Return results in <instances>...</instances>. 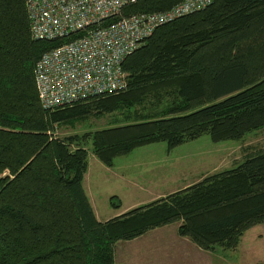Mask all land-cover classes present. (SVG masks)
<instances>
[{
  "label": "trees",
  "instance_id": "obj_1",
  "mask_svg": "<svg viewBox=\"0 0 264 264\" xmlns=\"http://www.w3.org/2000/svg\"><path fill=\"white\" fill-rule=\"evenodd\" d=\"M180 1L137 0L105 24ZM84 34L32 39L25 0H0V264H114L117 242L177 223L178 235L202 251L236 249L247 230L264 225V150L104 222L82 181L90 153L110 168L148 145L165 143L169 152L204 135L219 143L264 128V0H212L163 24L123 61L124 89L43 109L36 62ZM163 92L175 102L159 113L55 136L59 125L130 111ZM108 203L120 207L117 196Z\"/></svg>",
  "mask_w": 264,
  "mask_h": 264
},
{
  "label": "built area",
  "instance_id": "obj_2",
  "mask_svg": "<svg viewBox=\"0 0 264 264\" xmlns=\"http://www.w3.org/2000/svg\"><path fill=\"white\" fill-rule=\"evenodd\" d=\"M137 0H25L32 39L54 40L86 34L44 53L34 66L40 106L53 109L91 96L114 93L127 85L125 58L154 30L199 11L212 0H181L170 9L137 13L107 24Z\"/></svg>",
  "mask_w": 264,
  "mask_h": 264
},
{
  "label": "rangeland",
  "instance_id": "obj_3",
  "mask_svg": "<svg viewBox=\"0 0 264 264\" xmlns=\"http://www.w3.org/2000/svg\"><path fill=\"white\" fill-rule=\"evenodd\" d=\"M174 102L175 97L173 95L163 92L157 96L147 98L143 104L130 111L119 110L111 114L102 115L101 117L91 115L73 125H59L56 128L55 136L62 138L74 134L81 135L86 132L131 123L136 121L135 114L141 112L159 113ZM87 149L90 150V147L87 146ZM263 150L264 128L251 131L242 139L219 143L211 142L209 137L204 135L169 152L165 143L148 145L138 148L128 155L116 158L114 160L115 168L112 169V173L120 172L126 176L124 179L120 178L118 181L114 178L110 183L103 181L102 186L98 188V193L94 191V194H98L101 206L108 210L113 208L108 205L107 197L118 196L120 202H122L121 210L128 209L125 210L126 212L129 211L128 207H130L131 203L139 202L145 204L144 201L149 199L151 195L150 192L147 193L144 190L135 189L127 183L128 181L132 183L135 180L136 183L138 182V184L142 185L145 181L154 180L164 170L169 172L168 176H177L179 173L182 175L181 172L185 170L190 162L195 166H192V168H196L195 170L199 172L201 171L200 177L204 178L205 176L233 168L247 156ZM91 160L93 159H90L91 169H94ZM98 164L100 163L98 162ZM101 166L107 170L104 173L106 177L112 175L109 172L110 169H107L103 165ZM160 189L162 188L160 187ZM154 191L155 189L153 188ZM130 209L134 208L131 207ZM108 212H111V210ZM178 226L179 223L171 224L163 232H171L170 234H172L174 230L177 232ZM156 232L157 230L144 238L140 236L141 238L133 239L136 241H129L131 243H124L126 241L117 242L115 244L116 260H119L121 264H264V225H257L247 230L234 250L217 248L213 252H206V254H204L205 251L201 250L202 254L200 253V256H197L196 253H190L188 257H182L180 253L176 258H172L168 262L167 258H165V261H162V257H166L170 253L174 255L176 248L173 246V243L170 244V241L167 242L172 248L164 247L163 242L169 240L168 235L165 234L163 236ZM178 237L180 236L178 235ZM184 239L190 241L187 238ZM191 244L195 247L192 242ZM127 255H129L128 258H126Z\"/></svg>",
  "mask_w": 264,
  "mask_h": 264
},
{
  "label": "crops",
  "instance_id": "obj_4",
  "mask_svg": "<svg viewBox=\"0 0 264 264\" xmlns=\"http://www.w3.org/2000/svg\"><path fill=\"white\" fill-rule=\"evenodd\" d=\"M183 145L184 144H182V146ZM169 154H168V156H169ZM90 159H93V160H91V163H92V167L94 169H91ZM95 159H96V157H94L91 153L88 155L87 170H86V173L84 174V177H83L82 187H83L85 195L89 201V204L92 208V211L94 213L95 218L100 222H104V221H107L109 219H112L114 217H117L119 215H122V214L128 212V211L125 212V210H128V209H122L121 210L122 202H120V207L118 209H110L111 212H108L110 210L101 206V204L99 202L98 194H94V191H96L98 193V188L100 186H102L103 181H106V183H110L113 181L114 178H115V180L118 181L120 178L124 179V177L126 175L123 173H120V172H118V173L113 172L112 173V171H113L112 169L115 168V163H114L112 167H110V168L106 167L107 169H110L109 172L112 173L111 176L106 177L104 173L107 170L105 168H102L101 165H103V164L100 163L97 159L96 160ZM96 161H98L100 164H98V162H96ZM192 166H193V164L190 162V164L186 166L185 170L183 172H181L182 175H180V173H179L177 176H175V175L168 176L169 172L167 170H164V171H162L163 173H161L160 175H157L154 180H151L149 182H146L144 180L145 182H143L142 185L138 184V182L136 183L135 180L132 183L130 181H128L127 183L132 185V187H134L135 189L138 188L140 190H144L147 193L150 192L151 195H150L149 199L144 201L145 204H148L152 201L163 198V197H165L171 193L177 192V191L182 190L188 186L193 185L194 183L199 182L203 178V177H200L201 171L199 172L198 170H195L196 168L193 169ZM193 167H195V166H193ZM93 170H94V172H92ZM160 187L162 189H160ZM153 188L155 189L154 192H153ZM159 190H162V191H159ZM113 196H116V195H113ZM110 197H107V201ZM139 204L145 205L144 203H139V202L138 203H131L130 207H128V208H129V210H131L130 209L131 207L136 208V206H142ZM108 205H109V203H108ZM108 213H111V214H108ZM170 226L171 225H167L164 227L157 228L154 231L152 230V231L141 236L144 238L147 235H151V233H154L156 230H157L156 233H160L163 236L165 234L168 235L169 240H166V242H163V246L164 247L167 246V247L172 248L169 245V243L167 242V241H170L171 242L170 244L173 243V246L176 248V253L173 255L172 253L169 252L170 254H168V256L162 257V261H165V258H167V262H168L172 258H176L177 255L180 253L182 254V257H188L190 253H196L197 256H200V253L202 254L201 250L196 248V246L194 247L190 241H188L184 238L178 237L177 232L175 230H174V233H172V234H170L171 232H169V233L163 232ZM133 241H136V240H133ZM124 243H131V242L126 241ZM151 246H152V244H151ZM204 254H206V252H204ZM128 257H129V255L126 256V258H128ZM119 262H120L119 260L118 261L116 260V249H115L114 250V264H121Z\"/></svg>",
  "mask_w": 264,
  "mask_h": 264
}]
</instances>
